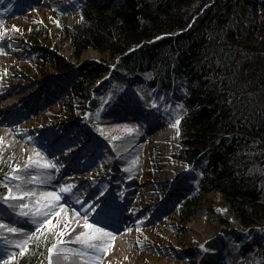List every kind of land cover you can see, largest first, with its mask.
I'll return each instance as SVG.
<instances>
[{"label": "rangeland", "instance_id": "1", "mask_svg": "<svg viewBox=\"0 0 264 264\" xmlns=\"http://www.w3.org/2000/svg\"><path fill=\"white\" fill-rule=\"evenodd\" d=\"M80 2L0 0V178L6 181V192L10 186L14 193L32 190L35 195L31 201L18 197L17 202L35 203V196L42 192L60 191L64 184L75 185L74 194L62 193L61 201L69 207L54 216L53 223L59 221L57 230L69 224L65 247L77 249L79 254L54 251L52 259L56 260L52 264L67 260L97 264L96 255L100 256L99 264H247L239 256L241 243L237 236L238 232L243 238L247 229H242L223 208L216 192L211 195L221 210L209 214L204 222L203 247L197 248L202 260H196L186 249L188 226L198 199L210 192L199 195L192 218L180 223L177 205L193 192L194 174L176 158L181 143L174 116L183 111L178 103L167 99L162 106L161 96L153 99L148 91L137 92L135 82L125 76V82L113 84L112 91L106 94L100 113L87 109L83 116L69 121L64 116L66 109L73 111L75 104L69 103L63 80L71 73H56L39 60L20 56L27 46H34L57 53L73 67L86 62L104 65L107 71L89 89L86 105L91 106L90 102L96 101L95 89L111 78L120 56L107 63L108 54L93 49L82 52L77 59L71 55L69 42L60 39L59 20L64 17L67 26L75 27L80 21ZM74 121L89 130L96 123L94 126L108 140L105 156L101 152L83 154L87 160L80 163L79 149L67 152L60 139ZM45 159L57 164L59 171L36 163ZM16 164L27 167L14 169ZM10 171L22 176L23 183L9 177ZM158 174H163L162 178ZM46 177L47 181L41 183ZM17 183H22L21 189H17ZM161 186L167 188L162 191ZM5 193L0 192V264H49L48 248L57 230L47 233L41 229L27 241V250L22 253L25 233L36 231L39 225L33 217H25L11 203H5V199L12 201ZM81 196L88 201L83 207ZM89 206H94L88 213L91 222L103 221L102 226L116 233L103 252H95L75 238L77 232L85 231L82 217ZM73 209L81 213L79 224L74 223ZM211 221L216 226L213 234L206 227ZM13 226L23 228L25 233L8 231ZM39 238L46 242L47 247L42 249L45 256L36 250Z\"/></svg>", "mask_w": 264, "mask_h": 264}, {"label": "trees", "instance_id": "2", "mask_svg": "<svg viewBox=\"0 0 264 264\" xmlns=\"http://www.w3.org/2000/svg\"><path fill=\"white\" fill-rule=\"evenodd\" d=\"M79 15L75 27L59 20L60 39L69 42L71 55L77 59L93 49L107 53V63L120 56L111 78L95 89L91 106L89 89L107 71L104 65L73 67L34 46L20 53L56 73H71L63 81L76 112L67 108L65 118L72 121L87 109L100 113L106 94L125 76L137 92L161 96L162 106L167 99L183 105L174 116L181 143L176 158L192 166L194 177L193 192L177 205L179 222L192 218L199 195L216 192L247 229L243 238L237 232L239 256L247 264H264V0H83ZM95 124L89 130L74 121L60 139L71 147L67 152L79 149L80 163L93 151L105 156L108 140ZM0 192H6L3 183ZM42 239L36 250L45 256Z\"/></svg>", "mask_w": 264, "mask_h": 264}, {"label": "snow or ice", "instance_id": "3", "mask_svg": "<svg viewBox=\"0 0 264 264\" xmlns=\"http://www.w3.org/2000/svg\"><path fill=\"white\" fill-rule=\"evenodd\" d=\"M18 26L13 25V28H17ZM179 107H183V105H180ZM179 124V119L176 121V125ZM175 126V125H174ZM131 130V129H129ZM68 147V151H71L70 146ZM39 151V150H38ZM37 164L42 165L45 168L54 167L57 171H59V166L57 164H54L47 159L43 161H37ZM22 166L20 164L14 165V169H21ZM203 175V173H201ZM9 177H15L16 181H20L23 183L24 178L20 175H17L15 171H10L8 173ZM47 181V177L45 180L40 181L41 183H44ZM0 183H6V181H0ZM22 183H17L15 186L17 189H21ZM74 188L75 185L73 183L64 184L61 187L60 191H46L42 192L39 195L35 196V203H23V202H17L18 197H25L28 198L29 201L32 200L35 193L32 190L29 191H23L19 190L17 192H13L12 187L10 186L8 188V191L5 193L6 197H11L12 201H9L8 199H5V203H11V206L14 210L19 211V213L25 217H33L34 222L39 225V227L36 229V231L29 233H25V230L23 228H17L15 226L10 227L8 231L11 232H19V233H25V242L21 244L20 251L23 253L27 250V241L30 240L31 237L37 236V233H40L41 229H44L47 233H52L53 230H57V225L59 224V221L56 223H53V217L54 216H60L61 210L69 207L65 203L61 201V195L62 193H73L74 194ZM101 196H104V193H101ZM82 201L81 207L86 205L88 203L87 200L81 196L79 198ZM94 206H89L87 209V212L83 215L82 219L84 221L83 228L85 231H79L76 233V239L80 240L82 245H85L89 249L95 250V252H103L106 250L108 246L109 238L116 235L115 232H112L109 230L107 226H102L103 221H97L95 223L91 222L88 213L93 212ZM73 211L76 214V219L74 220V223L79 224L80 223V217L81 213L79 211H76L73 209ZM3 225V220H0V226ZM45 225H47V229H45ZM69 229V224L65 223L63 228H59L56 231L54 242L51 243L50 247L48 248V257H49V264H52V257L53 252H57L58 254H65L70 253L73 255H78L79 250L73 249V248H66L65 244L67 243L64 240V236L67 233V230ZM43 235V234H42ZM45 240L49 239L48 236L43 237ZM203 247V245H201ZM10 259L12 257H9ZM95 259L97 261V264H99L100 256L96 255Z\"/></svg>", "mask_w": 264, "mask_h": 264}, {"label": "bare ground", "instance_id": "4", "mask_svg": "<svg viewBox=\"0 0 264 264\" xmlns=\"http://www.w3.org/2000/svg\"><path fill=\"white\" fill-rule=\"evenodd\" d=\"M82 56V58H84ZM221 210L217 200L211 195V192L207 195H202L198 199V207L195 211L193 219L189 224V232L187 235V246L186 249L191 251L196 260H202L200 250L197 249L201 246L203 239L201 238V231L204 227V222L209 214H217ZM208 233L213 234L216 229L215 222H210L207 226ZM56 259L53 258L52 261ZM61 264H81L74 260L60 261ZM205 263V262H204Z\"/></svg>", "mask_w": 264, "mask_h": 264}]
</instances>
